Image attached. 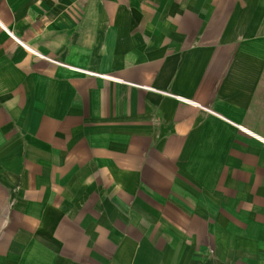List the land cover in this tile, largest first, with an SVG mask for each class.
Returning a JSON list of instances; mask_svg holds the SVG:
<instances>
[{"label":"crops","instance_id":"0c3cea01","mask_svg":"<svg viewBox=\"0 0 264 264\" xmlns=\"http://www.w3.org/2000/svg\"><path fill=\"white\" fill-rule=\"evenodd\" d=\"M0 264H264V0H0Z\"/></svg>","mask_w":264,"mask_h":264},{"label":"built area","instance_id":"2783aa9c","mask_svg":"<svg viewBox=\"0 0 264 264\" xmlns=\"http://www.w3.org/2000/svg\"><path fill=\"white\" fill-rule=\"evenodd\" d=\"M50 60V59H49ZM52 63H55V64H57V65H62V64H60L59 62H57V61H54V60H50ZM188 103H190V102H188Z\"/></svg>","mask_w":264,"mask_h":264},{"label":"bare ground","instance_id":"6f19581e","mask_svg":"<svg viewBox=\"0 0 264 264\" xmlns=\"http://www.w3.org/2000/svg\"><path fill=\"white\" fill-rule=\"evenodd\" d=\"M77 71H80V70H78V69H76ZM83 72V71H82Z\"/></svg>","mask_w":264,"mask_h":264},{"label":"rangeland","instance_id":"374dc122","mask_svg":"<svg viewBox=\"0 0 264 264\" xmlns=\"http://www.w3.org/2000/svg\"><path fill=\"white\" fill-rule=\"evenodd\" d=\"M60 63V62H59ZM61 64V63H60Z\"/></svg>","mask_w":264,"mask_h":264}]
</instances>
